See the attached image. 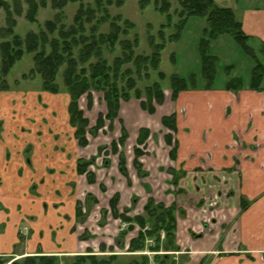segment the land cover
<instances>
[{
	"label": "crops",
	"instance_id": "obj_1",
	"mask_svg": "<svg viewBox=\"0 0 264 264\" xmlns=\"http://www.w3.org/2000/svg\"><path fill=\"white\" fill-rule=\"evenodd\" d=\"M230 4L234 12L238 10L236 16L241 20L243 31L252 36L253 40L264 41V0H257L241 8L235 7L234 2ZM229 75L227 78L237 76ZM247 83L243 81L246 88L237 92L224 89V83L210 89L183 90L175 100L171 99V92L166 93V89H163V103L154 104L153 113L142 109L139 99L130 98L125 101L128 102L125 106L120 101L118 121H122L128 135L125 143L131 139L136 144L140 127L150 130L146 145L161 127L166 129L162 135L164 140V135L169 130L161 124V117L175 114L176 132L173 136L177 140L176 158H168L170 167L184 171L176 187L182 191L174 193L176 188L170 184L169 178L168 191L172 198L159 197L156 200L154 185L147 180L155 177V172L145 165L143 157L146 152L140 159L147 176L139 179L134 167L132 173L130 167L133 156L125 154L131 185L125 180L124 187L133 189L128 195L127 191L120 188L115 192L119 194L118 210L120 203L122 208L130 207L133 195L139 199L141 193L138 186L142 187V191L145 190L141 182L147 183L156 202H162L166 206L175 202L178 207L176 240L181 254L186 256L184 264H264V79L260 91L247 89ZM57 95L42 90H0V257L9 254L12 244L18 238V224L23 218L28 221V216L33 218L30 221L38 220L30 222L33 227L31 233L37 236L34 241H26L22 251L24 254H33L37 250L34 242L37 241L39 232L36 227L44 228L45 233L42 231V234L45 241L40 244L43 253L60 254L58 250L74 253L77 249L78 235L69 232V225L75 219L74 208L69 210L64 204L61 207L56 205L61 213L58 216L57 212L51 213L45 203L47 198H51L46 192L47 184L62 189L55 200L64 202L73 194L72 189L64 187V184L83 176L77 173V164L82 156L78 153L79 145L74 136V127L69 124V94L61 95L60 98ZM47 100H53L50 108ZM202 108L208 112L206 115L209 118L219 116L225 125L224 135L215 137V132L204 131L198 123ZM58 110L62 113L61 116L67 113L66 124L70 130L67 137L63 133L64 128L53 125V119L49 118L51 111L53 116ZM30 112L35 114L36 121L29 119ZM120 128H116L113 122L112 131L119 133L117 138ZM182 131H186L184 137L190 138V143L192 135L200 141L207 138V143L203 144L204 149L195 150L191 147L186 151L185 156L195 159L191 167L181 153L178 135ZM27 143L33 148L28 163L23 153ZM168 147L170 149L169 145ZM115 163L118 170V158ZM162 168L157 166L156 170ZM41 178L44 179L42 185L35 188V193L30 192L29 185L33 181L37 183ZM38 193L47 195L38 199L35 197ZM18 198L20 201L24 200L23 203L18 204ZM241 198L248 202L242 211ZM212 199L215 200L210 202ZM144 203L137 214L143 212ZM22 206L28 209L26 216L17 212ZM208 210L210 215L206 213ZM51 227L60 229L53 231ZM53 233L54 240L57 238L56 242L51 238Z\"/></svg>",
	"mask_w": 264,
	"mask_h": 264
},
{
	"label": "trees",
	"instance_id": "obj_2",
	"mask_svg": "<svg viewBox=\"0 0 264 264\" xmlns=\"http://www.w3.org/2000/svg\"><path fill=\"white\" fill-rule=\"evenodd\" d=\"M125 0H94L93 4L85 3L84 0H0V9L5 14V26H0V31L7 37L0 41V77H5L15 62L20 60L25 53L32 54L33 65L28 72L21 74V78L35 76L41 78V89L56 93L60 90L57 83V76L62 70V86L69 94L68 103L69 124L74 127V136L78 145L86 146L88 119L84 116L79 107L78 99L85 94L89 97L91 104V90H100L103 93V100L106 106L105 114H99L95 125L91 130L94 133L103 126L113 130V122L118 117L120 101H128L135 97L140 100L142 109L149 113L154 112V104H162L164 100V88L162 81L167 78L166 74L158 70L161 62V51L165 48L167 41H177L181 37L182 29L190 17L205 18L206 26L197 41V56L199 59V74L194 72L188 76H181L172 73L168 76L171 99L175 100L178 93L188 89H210L216 77L218 58L210 50V43L223 34H228L234 42L252 58L253 66L250 71L248 87L254 90H261L264 79V62L256 53L254 47L249 44L252 36L246 34L242 29L241 20L236 16L234 10L228 6H219L214 0H176L178 8L173 12L178 19L172 24L171 0H139V7L145 8L151 2L153 8L160 14L165 15L166 21L160 24L157 30V38L149 33V53H136L135 48L139 45L137 34L133 38L127 35L135 25L132 21L124 18L120 13L111 15L109 7L112 5L121 6ZM50 2L56 10L54 18L48 19L43 26L36 31H28L24 36L14 32L16 26L15 16L24 13L25 18L34 23L37 21L39 8L45 7ZM68 2H78L79 5L72 17L70 24L64 23L63 7ZM108 24L107 31H101L103 24ZM173 25L174 31L168 36L165 28ZM116 45L120 47V54L115 55L111 61L105 56V47L113 49ZM261 56L264 57V41L259 40ZM132 66L124 67L125 64ZM155 70L158 79L150 84L139 88L136 77L149 76L148 69ZM232 65H226L224 69L229 72ZM198 81H205V85L199 87ZM243 80L239 76L229 77L225 80L223 88L230 91H237L243 87ZM5 78L1 80L0 90L8 89ZM105 120L108 121L105 124ZM120 135L117 139L111 140L110 152L116 153L118 157V170L130 185L126 159L119 147L125 145L127 132L122 121ZM161 124L169 130L164 135V141L170 146L168 157L176 158L177 140L173 136L176 132L175 114L161 117ZM150 135L147 127H140L136 144L133 146L132 165L139 179L147 176L140 157L146 153V140ZM107 146L99 147L97 155L106 152ZM94 157L89 160L79 159L77 173L85 174L89 183H94L95 175L88 170L93 163ZM110 163L109 159H103L104 167ZM163 169V168H162ZM171 176L170 184L177 187L178 180L184 171L179 168L168 167L165 169ZM146 191L150 187L141 182ZM104 190V186H101ZM182 191L176 188L175 192ZM87 200L91 194L86 195ZM96 199H94L95 201ZM119 194L115 192L108 200L109 210L113 218L119 219L120 223L126 224L125 228L119 231V237L124 238L129 230L137 226V234L129 240L130 251H143L147 240L151 244L147 246L153 252L156 264H184L186 256L177 257L181 248L176 240V213L178 207L175 202L166 206L162 202H156L152 196H148L143 205V212L133 216L127 213L135 206L137 197L131 198V206L122 212L117 209ZM247 201L241 198V211L247 206ZM106 210H102L101 217H105ZM163 232L161 235L160 232ZM104 249V246L101 247ZM139 258L132 259L128 264H149L147 254H137ZM117 254H110L107 257H99L95 253L77 254L69 264H112L117 259ZM178 258V259H177ZM68 258L54 254H46L37 251L34 254L24 255L12 260L9 264H68ZM178 260V262H177ZM180 260V261H179ZM64 261V262H63ZM5 261L0 259V264Z\"/></svg>",
	"mask_w": 264,
	"mask_h": 264
},
{
	"label": "rangeland",
	"instance_id": "obj_3",
	"mask_svg": "<svg viewBox=\"0 0 264 264\" xmlns=\"http://www.w3.org/2000/svg\"><path fill=\"white\" fill-rule=\"evenodd\" d=\"M248 1H250V3H248ZM255 1L257 0H214V2L219 6H228V7L232 5L230 4L231 2H234L235 7L237 8H241L245 5H250L251 3H255ZM84 2L88 4H93L94 0H84ZM171 3H172L171 15H172V24H173L178 19V15L175 12H173L175 8H178V4L176 0H171ZM78 5H79L78 2H68L63 7V12L65 15L63 20L64 23L70 24L72 22V17ZM109 11L111 15L120 13L124 18H127L128 20L134 23L135 26L130 29L127 37L133 38V36L137 34L139 37V45L134 49L135 52L149 53L150 47L147 42L148 34L151 33L156 37V39H158L157 30L160 28V24L166 21L165 15L155 11L152 2L147 7L140 8L139 0H125L121 6H116V5L110 6ZM237 11L238 10L236 9L235 10L236 15H237ZM55 13L56 10L53 9L50 5V2H48L47 6L39 8L37 13V21L34 23L29 22L25 18L24 13H22L20 16H15L17 23L16 26L14 27V32L20 36H24L30 30L37 32L43 26V23L46 20L54 18ZM5 23L6 22H5L4 11L0 9V26H5ZM205 26H206L205 18L190 17L182 29L181 37L177 41H167L165 48L161 51V62L158 70L163 71L167 76V78H165L161 82L163 88L166 89L165 90L166 93H170L169 80H168V76L170 74L177 73L181 76H188L192 72L199 74L200 70H199V62L197 58V41L199 36L202 34V29ZM100 30L107 31L108 24L107 23L103 24ZM173 31H174L173 25L165 28V34L167 36ZM6 38L7 37L3 34V32L0 31V41ZM220 44L223 45L220 46ZM249 44L255 48L256 53L258 54V56H260V59L264 62V57L261 56L260 52L258 51L259 41L250 39ZM211 52L216 54L218 57V62L216 67V77L212 85L213 87L221 86L224 83V79H227L228 74H230L229 76H234V75L240 76L243 81L248 82L247 85L249 84L250 69L253 64L252 58L249 55L245 54L244 51H242V49L234 42V40L231 38L230 35L223 34L214 41H212ZM118 54H120V47H118V45H116L112 50L105 47V56L109 61H111L113 57ZM0 60H1V54H0ZM227 64L233 65V69L231 70L230 73L224 69V67ZM32 65H33L32 54L25 53L20 60L15 62V64L10 69L8 74L5 77H3L5 78L8 87L16 91L23 90L24 92L29 90H42L41 78L39 75L36 74L35 76H27L26 79L21 78V74L28 72L29 69L32 67ZM127 66H132V64L128 63L124 65V67ZM62 70L63 68L60 70L59 75L57 76V83L61 85L60 90L56 92V94H58L57 97L59 98L61 97V95L64 96V94L65 95L68 94L64 90L65 88L62 86L63 84L61 83ZM147 71L149 74L148 77L144 75H141L142 77H137L135 74L137 81L136 83L139 88H143L144 86L150 84L153 80L158 79L155 70L149 68ZM3 78L0 77V83ZM205 84H206L205 81H198L197 83L199 87H202ZM245 88L246 86L243 85V87L240 90H244ZM197 89H203V88H197ZM247 89H251V88L247 87ZM237 91H233V92H237ZM90 92H91L90 105H89V97L86 95V93L81 95L78 99L79 107L82 109L84 116L89 121V124L87 126V133H86L88 144L86 146L79 145V147L76 148L78 149L79 155L82 156L80 159L89 160L91 157L95 158L93 163H91L87 168L88 170L92 171L93 174L95 175V181L94 184L89 183L86 179L85 174L83 173L81 174L83 176L80 177L78 180L73 179L72 181L66 182L64 184V187L71 188L73 194L70 195V198L67 199V201L64 200V202L63 200L62 201L55 200L56 198L59 197L57 193H59V190L62 189H57L56 186L53 187L51 184H47L46 192L47 194H49L51 198L49 199L47 198V202H45L46 207L50 209L51 213L57 212L58 216H61V213H59L57 207L59 206L61 207L62 204H64L65 208L67 207L69 210H71V207H73L75 219L73 224L71 223V225H69V232L70 233L75 232L74 234L78 235L77 249L76 251H74V253L73 252L68 253L62 250H58L60 254H54V255L68 258L67 261L69 264L70 262L73 261L74 255L77 254L95 253L99 257H107L110 254H117L118 257L115 261L112 262V264H128L132 259L139 258L138 257L139 255L137 254H147L149 258V264H156V262L154 261L153 252H150L148 249H146L147 246L152 243L150 239L147 240L145 249L143 251L129 250V240L136 236L138 230L137 226H135L132 230H129L123 239L119 237V231L122 228H125L126 224L120 223L119 219L112 217V214L109 210L108 200L110 196H112L114 192L117 191V189L119 188L121 190L127 191V195L129 194V192H131L133 188L129 187L125 189L124 187L125 178L121 176V174L118 172L115 163L118 158L117 154L110 152V142L111 140L116 139L119 133L117 134L115 131L109 130L106 127V125L103 126L101 129H99L98 131H96V133L94 134L91 131L95 125L97 116L99 114L102 115L105 114L106 106L103 100V93L100 90L98 91L96 89L95 90L92 89ZM132 99H136V98L132 97ZM47 101H48L47 104L49 105L48 108H50L52 106L53 100L51 102L49 100ZM121 102H122V106H125L127 105L126 103H128L125 102L124 100H121ZM127 109L129 111L130 107L128 106ZM123 110H125V108H123ZM213 111H211V113L217 114L216 112ZM32 112H30L29 119L33 121L35 120L36 116H34L35 114H31ZM43 112H45V110H43ZM48 112H50V109ZM199 113L201 117L198 123L201 125L204 131L206 130V132L209 133L215 132L216 134L215 137H217L218 135L220 136L224 135L225 132L223 128L225 127V125L222 123L219 116H213L212 118H209L206 115V113L208 112L205 111V108H202V110L199 111ZM61 114L62 113L60 112V110H58L52 116V111H51V115L49 118L53 119V125H61L64 128L63 133L67 137L69 136V132H70L66 124L67 113L66 115L64 114V116H61ZM42 118L43 120H45L44 116ZM114 122L116 128H120L121 124L118 121V117L114 120ZM107 123L108 121L105 120V124ZM164 132H166V129L164 128L162 129V127L157 132H154L155 134L154 137L149 139V143L145 147L147 153L143 157L146 167L150 169H154L155 172V177H151L148 179L146 178V179L152 182V184L154 185V196L156 200H158L159 197L166 199L172 198V195L168 191V189L170 188L168 186V179L170 178V176L165 170L166 168L170 167L169 165L171 164V162L168 158V153H167L169 147L167 144L164 143L162 137ZM185 133L186 131H182L178 135V138L180 137V141H181L182 155L185 156L186 151H188L189 148L191 147L194 148L195 150H198L199 148L204 149L203 144L207 143L206 137L202 138V140L200 141L199 138L192 135L191 143H190V138L184 137ZM65 136L64 138L66 140ZM29 143H27L23 152L25 154V159L27 160V163L29 162V157L31 156L33 149L32 145H30ZM134 145L135 143L131 139H128L123 147L121 146L119 147V150H122L124 155L126 154L128 156L129 155L133 156ZM104 146H107L106 152L109 151V154H106L104 152L101 153V155H97V149L99 147H104ZM83 157H87V158H83ZM185 158H187L188 166L191 167V164L194 163L195 159L192 157L190 158L188 155L185 156ZM103 159L110 160V163L107 167H104ZM157 166H161L163 167V169L156 170ZM130 170L132 171V173H134L132 164ZM43 181H44L43 178L38 179L36 181L37 183L33 181L29 185L30 186L29 191L35 193V188L38 186L40 187ZM102 185L104 186V190L101 187ZM138 187L140 189L141 196L139 197V199L137 198V205L135 204L136 208L134 210L131 209L132 211L130 210L131 212L129 211L127 213L130 216H133L138 212H140L142 204L147 199V197L153 195L151 192H148L144 189L142 191L141 186ZM54 190H56V192ZM45 194L46 193L43 194L38 193V195H35V197L38 199L45 198L44 196L47 195ZM87 194H91V198H89L88 200L86 198ZM189 197L190 194L186 196L187 199ZM94 199L96 200L94 201ZM213 200L215 199L210 200V202ZM23 201H20V199L18 198V204L20 202L23 203ZM42 206L43 208H45L44 203H42ZM124 209L125 208H122V203H120L118 211L122 212ZM210 209L211 208H209V210ZM27 210H28L27 207L24 208L22 206L20 210H18L17 212H20L22 213V215H25L27 214L26 212ZM102 210L107 211V214L104 218L101 217ZM209 210L206 211L208 215L211 214ZM66 213L68 214V212ZM31 219L33 218L28 216L27 220L29 222L25 221V218H23V221L21 220L20 224H18L17 227H19L18 230L19 234L17 235L18 238L16 242L12 244V248L10 249L9 254L5 255V257H0V259L3 258L2 260L5 261L4 264H9L12 260L16 258L22 257L24 255H28L22 252L23 249L25 248L26 241L27 240L34 241L36 240V236H37V234L31 233L33 227L30 225V222H34L38 220L30 221ZM58 228L59 227H51L50 229L54 231L55 229L57 230L60 229ZM36 230H38L39 232V237L37 241L34 242L36 243L37 246L36 248L37 250L34 253H36L37 251H42V249L40 248V244L42 245V243H44L45 241V236L42 234V231L44 232V228L36 227ZM160 233L161 235H163L162 231ZM53 237H54V233L51 235V238L53 239V242H56L57 238H55L56 240L55 241ZM102 246H104L103 250L101 249ZM58 248H60L59 245ZM176 256L177 257L179 256V258H181V256L184 255L181 253L179 254L177 253ZM84 264H89V262H86Z\"/></svg>",
	"mask_w": 264,
	"mask_h": 264
}]
</instances>
